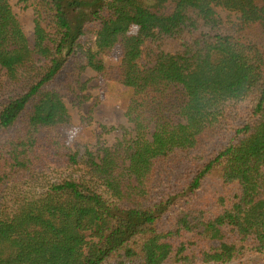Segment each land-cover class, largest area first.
<instances>
[{"label":"trees","instance_id":"16d2710c","mask_svg":"<svg viewBox=\"0 0 264 264\" xmlns=\"http://www.w3.org/2000/svg\"><path fill=\"white\" fill-rule=\"evenodd\" d=\"M19 2L32 42L0 0V264L264 263V0ZM87 70L133 118L80 159L48 128L66 100L97 108Z\"/></svg>","mask_w":264,"mask_h":264},{"label":"rangeland","instance_id":"374dc122","mask_svg":"<svg viewBox=\"0 0 264 264\" xmlns=\"http://www.w3.org/2000/svg\"><path fill=\"white\" fill-rule=\"evenodd\" d=\"M10 2L27 37L32 42L33 6L30 5L31 3L21 4L19 0H10ZM142 35L139 26H132L128 32L120 36L113 53L105 59V64L114 66L127 61L140 47ZM84 76L90 79L92 96L100 100L97 108L89 114V105L80 108L72 104L71 100H66L65 106L58 113L56 122L48 128L49 132L60 134L77 152L80 159L85 157L87 150L95 151L97 148L100 150L101 147H113L120 138V134L112 129L119 128L121 125L131 126L133 118L132 91L129 88L104 77H98L91 70L85 71ZM250 264L264 263L253 260Z\"/></svg>","mask_w":264,"mask_h":264}]
</instances>
